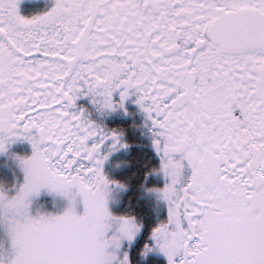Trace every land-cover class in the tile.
<instances>
[{
  "label": "snow or ice",
  "instance_id": "obj_1",
  "mask_svg": "<svg viewBox=\"0 0 264 264\" xmlns=\"http://www.w3.org/2000/svg\"><path fill=\"white\" fill-rule=\"evenodd\" d=\"M18 140L0 264H264V0H0Z\"/></svg>",
  "mask_w": 264,
  "mask_h": 264
},
{
  "label": "flooded vegetation",
  "instance_id": "obj_2",
  "mask_svg": "<svg viewBox=\"0 0 264 264\" xmlns=\"http://www.w3.org/2000/svg\"><path fill=\"white\" fill-rule=\"evenodd\" d=\"M46 2L47 0H21V11L26 15L31 14L34 11L40 10ZM11 149L12 151L14 149L19 154H29V151H32L30 143L23 140H18L13 143L7 153H9ZM9 173H11L13 176L12 184L18 183V180L23 175L21 172L17 173L15 169H10V161H4L3 159L0 160V185H3L5 187L10 186L8 179Z\"/></svg>",
  "mask_w": 264,
  "mask_h": 264
},
{
  "label": "rangeland",
  "instance_id": "obj_3",
  "mask_svg": "<svg viewBox=\"0 0 264 264\" xmlns=\"http://www.w3.org/2000/svg\"><path fill=\"white\" fill-rule=\"evenodd\" d=\"M23 152V149H22ZM17 153L14 149L12 151V149L9 151V153H0V160H4V161H10V169H15V171L21 172L23 174V171L21 169V167L19 166L18 161L14 158V156L12 154ZM31 153V151H29V154ZM7 154V155H6ZM28 153H24L22 155H27ZM23 180V175L21 176V178L18 180V182H21ZM53 197L48 194V193H43L38 199H37V204L43 203L46 207H52L53 206Z\"/></svg>",
  "mask_w": 264,
  "mask_h": 264
},
{
  "label": "trees",
  "instance_id": "obj_4",
  "mask_svg": "<svg viewBox=\"0 0 264 264\" xmlns=\"http://www.w3.org/2000/svg\"><path fill=\"white\" fill-rule=\"evenodd\" d=\"M12 178H13L12 174L9 173V175H8V179H9V184H10V185L12 184Z\"/></svg>",
  "mask_w": 264,
  "mask_h": 264
}]
</instances>
